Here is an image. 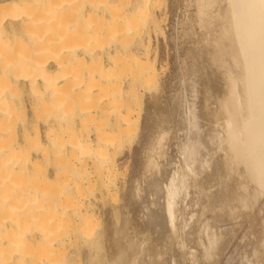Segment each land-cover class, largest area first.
Instances as JSON below:
<instances>
[{"label": "bare ground", "instance_id": "bare-ground-1", "mask_svg": "<svg viewBox=\"0 0 264 264\" xmlns=\"http://www.w3.org/2000/svg\"><path fill=\"white\" fill-rule=\"evenodd\" d=\"M74 1L0 0V264H180L185 260L205 264L214 260L227 242L225 239L224 246L221 236L211 234L212 230L209 233L210 229L238 218L242 213L251 218L257 198L264 191V0H193L195 18L204 31L208 30L210 11L216 9L218 12L216 30L208 37L200 34L199 46L193 47L195 50L199 47L200 58H195L200 59L204 69L209 71L211 84L214 83L211 86L215 87L213 98L208 95L209 91H204L203 104L198 112L199 117L206 120L209 130L212 129V135L205 133L198 123L195 107L191 106L193 103H186L183 115L178 114L180 118L184 116L181 122L187 134L195 136L190 138L183 130L181 134L184 136L178 143L174 140L181 159L176 156L175 163L179 160L176 167L175 163L172 164L173 159H168L166 147L164 149L168 132L164 134L161 130L155 138L152 136L151 140L150 136L147 140L145 131L143 144L141 142L143 149L140 148V152L138 149L133 156L132 176L124 184V191L121 188L117 205L105 202L113 195L114 199H110L115 202V195H118L114 194L118 182L110 178L115 164L113 166L107 156H100L99 149L114 151L125 142L131 144L134 128L128 107L121 108V104L129 106L138 90L134 87L135 81L126 91H118L120 87L114 85L109 76L113 68L125 60L123 54L128 47L124 46L123 40L132 21L144 20L153 9L155 0H135L127 14L131 16L129 21L124 17L125 12L113 8V5L93 0L86 1L88 4L84 0ZM76 3V9L80 11L77 13L81 16L86 13L84 6L88 5L81 30L74 23L72 25L73 20L71 26H66L69 16L73 18L77 11L73 12L70 6L75 7ZM70 9L72 14L68 16ZM97 15L102 17L99 16L102 22L98 25L97 20H93ZM101 26L106 29L102 30ZM88 28L93 30L91 34H85ZM68 40L74 47L69 46ZM12 51H17L15 57H12ZM104 51H110L105 58L107 69L100 58ZM139 55L143 56L135 61L141 65L147 56L146 53ZM21 64L27 68L23 74L16 71ZM71 64L83 66L80 74H75L79 67L72 70ZM145 64L149 66V63ZM153 68L152 75L156 73ZM193 68L186 69V75L200 73L199 69ZM85 69L86 74L82 73ZM145 71L146 78L149 72L148 69ZM144 81L143 78L139 82L143 85ZM12 84H25L30 89L40 85L38 92L32 91L34 98L58 97L61 106L66 105L73 114L76 111L80 120L85 118L90 123V129L81 125L75 140L69 141L68 149L75 156L72 169L61 163H50L37 169L31 159L32 155L40 154L42 161L49 162L46 152L43 149L36 151L35 146H54L58 138L50 134V123H57L59 127L70 124L66 116L44 122L48 128L44 143L29 133V124L24 125L20 140L14 138V120L20 108L12 105L17 94ZM198 85L201 88V84ZM178 99L173 98L170 102L173 110L183 103L182 98ZM117 106H121L119 110L124 109L126 117L120 116L123 123L119 129L115 127L118 130L114 144L112 135H106L110 138L103 135L105 125L96 120L115 108L116 113H121ZM100 124L104 126L102 130ZM102 135L106 139H101ZM101 140H106L104 145ZM210 144L214 145L211 150ZM65 153L61 155L64 157ZM212 153L215 159L211 161ZM161 161H165V165ZM170 164L173 166H169L172 167L170 170L162 168ZM49 167L53 171L52 177L47 174ZM70 170H74V177L68 175ZM95 192L99 196L94 199H98L103 207L104 219L100 229H97L102 222L98 223L99 213L94 208L95 203L91 202L93 198L89 200ZM192 196L196 198H190ZM187 199H190L188 203ZM66 225H72L75 232L74 250L63 258L64 247L71 241L61 231ZM260 248H257V254L264 259V248Z\"/></svg>", "mask_w": 264, "mask_h": 264}, {"label": "rangeland", "instance_id": "rangeland-1", "mask_svg": "<svg viewBox=\"0 0 264 264\" xmlns=\"http://www.w3.org/2000/svg\"><path fill=\"white\" fill-rule=\"evenodd\" d=\"M84 1H85V3H87V2L89 3L91 0H84ZM134 1L135 0H93V2L106 4L107 6L113 5V8H117L119 11H124L125 12L124 17L128 21H129L131 16H128L127 14L130 13V10H131V7H132ZM190 1L189 0H155V4H154L153 9H151V11H149L150 14H148V16H146L147 19L146 18L144 20L136 19V20L132 21L130 28L128 29L127 33L125 34V37L123 40L125 42L124 46L128 47L123 54L125 60L122 59L120 61L121 63L120 64L118 63V65H116V69L113 68L112 72L110 73L109 79L114 85L120 87V88H117L118 91L120 89H121V91L122 90L126 91L127 88H129L130 83L131 82L134 83L136 81L134 84L135 85L134 87L138 90V93H137L134 101H132L129 104V106L124 104V103L121 104L122 102L120 101L119 97H118L119 100L117 99V101L120 102V104L122 105V107L117 106L118 107L117 110H119V107H121V108L128 107L129 116L131 117V123L134 125V126L132 125V127L134 128V135H133V139L131 141V144H129V142H125L121 147L120 145H118L119 144L118 143L117 145L120 147V149H118L119 148L118 146L115 147L118 150L114 149V151H113L110 148H108L106 150L101 149V148L99 149L100 156L101 155H102V157L104 155L107 156L108 160L112 161L113 166L115 164V170H111L112 172H111L110 178H111V181L118 182V184L115 183L116 185H118V186H116V188L118 187V189L117 190L115 189V191H114L115 193L112 192L110 194V195H113V193L118 194L117 197L115 195L116 199L113 200L115 202L112 203V200L110 199V198L114 199L113 198L114 195H113L111 197H108L107 198L108 200L106 199L107 200V201H105L106 204H107V202L110 203L107 205H117L118 201H120V199H118L119 194L120 195L122 194L121 191L122 190L124 191V187H125L124 184H126V182L132 176L133 156H134L135 152H138V149H140L143 146L142 145L143 144V142H142L143 133L146 131L144 133V136L146 134L145 137L147 138V140L151 136V140H152L153 138H155L157 136L155 134L159 133L161 130H162V132L164 131L163 132L164 134L165 133L167 134V132H168V134L165 136V138H167V136H168V138L164 140V149L166 147L167 157L169 156L170 158L168 157V159H173L172 164L174 165V163L176 161V156H177V159L180 158V156L176 152L177 151L176 144L178 143L177 141H179V138H182L184 136L183 135L184 133L181 134L184 130L183 123L181 122L182 118L184 116H181V118H180L179 114L183 115L184 106L186 103H187V105H190V103H193L194 105L191 104V106L195 107V112L198 115L199 114L198 112H200L199 109H201L200 106H202V104H203V103H201V97H202V102H203V96L202 95H204V91H206V90L209 91L210 94L208 93V95L211 96L212 98H213V96H215V93H214L215 87L213 86V88H212V86H211L214 83L211 84L213 81L211 82L212 78L211 77L209 78V76H211L209 71L204 69V67L201 64V61H199L200 59L199 60L197 59L199 61V63L196 60V58H200L199 52H198L199 47L196 50L193 49V47L199 46V42H198L199 40L198 39H199L200 34H207L206 36L208 37L209 34H213V32L216 30V27H217L216 19H217L218 12L216 9H213V11L212 10L210 11V13L207 17V23L211 27L208 26V30L204 31L201 27V24H199V22L197 23V20L195 18V9L193 7L194 5H192L193 0L191 1V3H190ZM74 2H76V0ZM78 2H80V1H78ZM87 6H84L85 7L84 11L86 13H83V15H82L83 17L81 16V14L77 13V12L80 13V11H78L76 9L77 3L75 5V7L73 5L70 6V7H72V9H74L73 12L76 10L77 11L73 13V18L70 15V14H72V9H70L71 13H70V10L68 11V16L69 15L70 16L68 18L69 21H68V24L66 26L67 27L71 26L70 25L71 21L72 20L74 21L75 17L77 15H80V16H78L79 18L77 17L78 20L75 19L77 21V23H76V21L75 22L72 21V25L75 24L81 30L82 27H84L83 23H81V21H84L87 17V9H88ZM152 10H153V12H152ZM75 13H77V15H75V17H74ZM215 13H216V15H214ZM97 14H100V12L98 11ZM99 16L101 17V15H97L95 17L93 16L94 17L93 20H97V21H95L96 25H98L97 24L98 22H99V24H100V22H102V19H101L102 17L99 18ZM70 17H71V20H70ZM209 19H211L212 21L210 20L208 22ZM115 23H117V22H115ZM192 23H193V25H192ZM210 23H211V25H210ZM93 24H92V26H94ZM111 24H112V26H115L114 23H111ZM129 25L130 24H128L127 26L129 27ZM101 28H102V30L106 29L102 26H101ZM183 28H184V30H183ZM61 29H62L61 34H63L62 33L63 27H61ZM61 29H59L58 31H60ZM92 31L93 30L88 28L85 31V34H91ZM187 33H188V35H187ZM174 34H175V36H174ZM184 35H185V37H184ZM174 37L176 38V45L173 41V40H175ZM181 37L184 39H182ZM187 37H188V39H187ZM191 38H194V40H192ZM180 39H181V43H180ZM191 40L193 43L196 42L197 44L195 45V43H194V45H193ZM67 43H69L70 47H74V44L71 43V40H68ZM189 43L191 45L190 48H189ZM174 45H175V47H174ZM180 45H181V47H180ZM189 51H191V52H189ZM109 53H110V51H109ZM109 53H108V51H104L100 55V58L102 59V62L104 63V68H106V66H107L105 63V60H106L105 58L108 56ZM145 53H146L147 57L145 58V56H144V58H145L144 61L143 62L141 61L140 63L145 64V62H147V63H149V66L151 68L146 64L145 65L147 66V68H145L146 66L141 64V65H143V68H144V69L142 68L143 69L142 70L141 65H139L137 63L138 61L136 62L135 60H138L141 58V56H143V55H139V54H145ZM186 53H188V54L190 53V54L186 55ZM196 54H198V55H196ZM16 55H17V51H12V57H15ZM135 56H137V57H135ZM183 57H185L186 59ZM194 58H195L196 62L193 61ZM183 59H185V60H183ZM179 60L180 61L183 60L184 63L181 64L183 61L180 62ZM122 61H124L123 62L124 64L122 63ZM133 61H135L134 64H133ZM73 65L71 64V66H73ZM132 65H133V67H132ZM180 65H182V67H180ZM183 65L186 68L183 67ZM85 66L86 67H84V68H87V65H85ZM193 66H194V68H193L194 70L199 69L200 73H198L197 70H196L197 71L196 73L199 74L200 76L197 74H194V76H193V74H191L190 76L188 74L186 75V72H185L186 69H189V67H193ZM75 67L76 68L79 67V68L76 69L78 71H76V73L75 72L74 73L80 74V72H81L80 70L83 66H75ZM75 67L73 66V68L71 67V69L73 70ZM178 67L180 70L178 69ZM152 68L154 69V73L156 72L154 75L150 74V72L153 71ZM181 68H183V69H181ZM26 69L27 68L23 64H21L17 67L16 71L23 74L26 72ZM145 69L146 70L148 69V72H149L147 74L146 78L144 77L145 76L144 74L146 72ZM137 70H139V71H137ZM141 71L144 73L141 74ZM177 71H178V73H177ZM207 71H208V73H207ZM86 72H87L86 69H85V72H83V70H82V73L86 74ZM205 72H206V74H209V75H206ZM184 73H185V75H184ZM195 75H196V77H195ZM179 76H181V77H179ZM182 77L185 79L183 80ZM200 77H201V79H200ZM143 78L145 79V81H144L143 85H141L140 82L142 81ZM206 79H207V81H206ZM209 79H210V82L208 81ZM137 81L138 82L140 81L139 82L140 84L137 83ZM186 82H187V84H186ZM196 82H197V84H196ZM202 82H204V83H202ZM207 82L209 83L210 86L206 85V84H208ZM184 83H185V85H184ZM199 83L201 84V88L198 85ZM202 84H204V85H202ZM185 86H187L186 87L187 89L185 88ZM190 86H192V90H191ZM193 86H194V89H193ZM39 88H40V85H37L35 89H30L29 86H27L25 84L24 85L12 84V89L17 93L16 98L12 101V105H17L18 108H20L18 110L19 111L18 117L14 120V126H13V128H14L13 131H14V135H15L14 138L16 140H18V139L20 140L21 135L23 134L24 125L29 124V127H28L29 133L32 134L33 136H38L40 138L41 142L43 141L42 143H44L43 138L48 131V128L45 125H43L44 122L49 121L50 119H53V118L58 119L59 117L66 116L67 118L70 119V121H69L70 124L65 123L62 127H59V125L57 123H50V126H49V130L51 131L50 134H52L55 138H58V142H56V144H54V146L46 145V144L45 145L44 144H41V145L36 144V146H35V148H38L36 151L43 149L46 152V154L49 158V160H48L49 162L47 163L46 161H42L40 158V154L32 155L31 159L33 160V163H34V165H36L37 169L44 168L47 164H50V163L51 164H56V163L60 164L61 163L63 165H67V167L69 166L72 169L73 164H74V160H75V156L70 151V149H68V147L70 145L69 141L75 140V138L77 137L78 130H79V128H81V125H86V129H90L91 128L90 123L87 122V119H85V118H83V119L81 118L82 120H80L79 117H77V114L75 113L76 111L73 114L72 112H70L68 110V107H66L65 104H64L65 107L63 105L61 106L60 99L58 97H56V98L55 97H43L42 100H40V97H39V99L34 98L32 91L38 92L37 89H39ZM143 89H145V90H143ZM173 90H175V91H173ZM182 90L184 91L183 92L184 95L182 93ZM193 90H194V92H193ZM118 91L116 90V92H118ZM180 91H181V93H180ZM173 92L174 93L176 92L175 93L176 95ZM201 92H203V93H201ZM178 93H179V95H178ZM190 93H191V95H190ZM192 94H194V97ZM199 94L201 96H199ZM212 94H213V96H212ZM119 95H121V94L119 93ZM179 96L183 100H181V98ZM188 96H189V98H188ZM172 97L175 99L179 98L178 101L179 100H181V102L183 101L182 105H181V103L179 104L181 107L178 105L179 107L177 108V110H173V107L170 105L171 104L170 102L173 99ZM188 99H190V100H188ZM197 100H198V102H197ZM64 101L66 102V100H64ZM198 103H199V105H198ZM120 104L117 103V105H120ZM197 107H199V108H197ZM115 110H116V108H115ZM115 110L113 112H115ZM121 110L122 109L119 110L121 113L115 112L117 115L115 113L111 112L112 111L111 110V111H109V114H107V116L103 117L104 116V114H103L101 117H97L98 119L96 118L97 119L96 122H100V121L103 122V120H104L103 123L102 122H100V123L105 125V131L106 132L103 133V135L105 134V137L108 138L109 136H106V135H110V137L112 135L113 136L112 138L115 140V137L117 136L115 134H117V130L119 129L120 123L122 122L121 117L122 118L126 117L125 113L123 114L124 109L122 111ZM178 110H179V112H178ZM199 115H198L197 121L200 124V126L202 127L203 131L205 133H207L208 135H212V132H211L212 129L209 130L210 128H209V125L206 124V120L204 121V119L199 117ZM99 118L100 119L102 118L103 120L102 119L100 120ZM119 120H120V122H119ZM96 122H95V124H96ZM114 122H115V124H117L116 126H115V124L113 125ZM176 122H177V124H179V126H177ZM180 123H181V125H180ZM97 124H99V123H97ZM169 125H171V126H169ZM173 126H174V128H171ZM182 126H183V128H182ZM203 126H206L205 127L206 130ZM96 127L98 128V126H96ZM96 127H93V128H96ZM101 127L104 128V126L101 125L99 127L100 130L103 129ZM115 127H118V129ZM148 127L150 128V132H147L149 129ZM158 127H159V130H158ZM106 128H107V130H106ZM175 128L177 130L179 129L178 132L179 131L180 132L179 133L175 132V131H177V130H175ZM135 129H136V132H135ZM145 129H147V130H145ZM169 131H170V133H169ZM184 132H185V135H189L190 138H194V136H195L193 133L187 134L186 129L184 130ZM147 133H150V135H147ZM174 133H176V134L174 135ZM178 134H181V135L178 136ZM103 135L100 136L101 139H102ZM152 136H153V138H152ZM105 137H103V139ZM146 138H144V139L146 140ZM174 140L177 143L174 142ZM101 141H102V144L104 145L103 142L106 140H101ZM116 141H117V138L114 141L115 142L114 144H116ZM166 141H168L167 142L168 144L166 143ZM141 142H142V144H141ZM106 143H105L106 145L109 144L108 142H106ZM114 144L111 143V145H114ZM169 146L172 148H170ZM213 146H214L213 144H210L209 149L210 150H211V148L213 149ZM173 148L175 150H173ZM141 149H143V148H141ZM141 149L139 150V152L142 151ZM145 151H147V150H145ZM168 151H170V152H168ZM173 151H174V153H171ZM63 152H67V153H65L64 157L61 155V154H63ZM175 152L177 154H175ZM173 154H175V155H173ZM172 156L173 157L175 156V157L172 158ZM168 159H167V161H168ZM214 159H215V155H213V153H212L211 161ZM179 160L181 161V159H179ZM179 160H177V162L175 163L176 167H177V165H179L178 164ZM161 162H163V161H161ZM163 163L165 165L166 162L164 161ZM172 164L162 166V168H164L166 170H170L173 167ZM167 166L168 167L172 166V167L168 168ZM47 171H48L47 172L48 176L52 177L53 176L52 168L51 167L47 168ZM207 173H209V171H207ZM68 175L70 177H74V170H70ZM121 188H122V190H121ZM215 189H213V190L215 191ZM213 190H211V192ZM70 191L72 192V187L70 188ZM116 191H118V192L116 193ZM98 196H99V193H98ZM98 196H97V192H95L94 196L93 197L91 196L89 198V200L91 201V199L93 198L91 202L95 203L94 208L96 207L95 210H96V212L99 213V215H97V218L99 217L98 223H100L101 221L102 222L99 224L100 227L98 226L97 229H100L102 226L104 217H103V207H102L101 203L98 202L99 201L98 199L97 200L94 199L95 197H98ZM193 197L196 198V196H192L190 198H193ZM189 200L190 199H187V203L189 202ZM207 215L208 214H206V218L209 217ZM243 217L245 218V220ZM246 218H248V220ZM236 219H238L237 221H239V222H237ZM228 222H229V224H228ZM215 228H216V230H215ZM215 228L212 227L210 229L209 233L212 230L211 234L216 233L215 234L216 236H221L220 238H221V241L223 242L224 246L226 244L227 245L222 250L223 252L221 251L219 253L220 256L218 254L215 255L214 260H210L209 262H207L205 264H264V259H261V257L258 256V254H257L258 253L257 250L260 247L264 248V246H260V245L264 244V243H262V240H264V232H262V230H264V191H262V193L257 198V201L253 207V212H252L251 218H250V216H246L245 214L242 213L241 215H239L238 218L235 217L232 220H227L224 223L223 222L219 223L218 225L215 226ZM234 229H235V231H234ZM61 231H62V234L65 235V237L68 236V237H70V240H71L69 242L70 245L64 247V251L62 253L63 254L62 257L66 258L70 254H72V251L74 250V241L73 240H74L75 232H73V226L72 225L64 226L61 229ZM216 231H218V232H216ZM219 232L221 233V235ZM229 238L231 240H229ZM259 238H261V240H260L261 244L259 243ZM225 239L227 242L226 244L224 241ZM204 242H206L205 239H204ZM199 249L203 250L202 247H199ZM202 250H200L198 252H201ZM182 252L184 253V251H182ZM262 258H264V257H262ZM180 260H182V259H180ZM186 261H188V262H186ZM180 262H182V263L184 262V264L185 263L186 264H188V263L193 264L194 263V262H191L190 260H185V261H180ZM182 263H180V264H182ZM196 263L199 264V262H195V264Z\"/></svg>", "mask_w": 264, "mask_h": 264}]
</instances>
